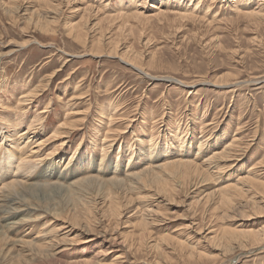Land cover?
Masks as SVG:
<instances>
[{
    "label": "rangeland",
    "instance_id": "1",
    "mask_svg": "<svg viewBox=\"0 0 264 264\" xmlns=\"http://www.w3.org/2000/svg\"><path fill=\"white\" fill-rule=\"evenodd\" d=\"M257 1L0 0V153L10 149L9 145H12L9 138L1 140V135L6 136L11 130L7 129L6 122H17V97L23 92L32 93L43 87L44 77L51 75L53 70H60V75L53 78L38 103L16 125V132H22L27 129L29 120L32 121L37 112L43 108L47 110L43 116L44 126L39 128L35 141H41L42 145L45 141L48 142L38 146L40 151L37 155L41 159L51 157L46 162L59 164V167L53 169L58 178L38 176L41 173L38 171L34 174L36 177L30 180L22 178L34 187L29 188L30 209L27 208V213H22L19 216L21 218L16 220L19 222L22 219L28 224L16 232L1 229L0 264H90L93 260L92 264H109L113 261L112 264H154V259L155 264H264V242L258 248L248 238L249 232L264 229V190L257 184H246L243 187V184L238 183V188L242 187L241 191H223L224 187L237 184L241 176H246L247 169L260 171L255 179L264 183V20L255 23L250 18L241 16L246 11L249 13L258 10L261 3ZM154 5L159 8V12L161 10L168 15L149 17L158 13L152 9ZM263 7L261 6V12L264 14ZM82 8L95 10L87 16L86 25H89L90 36H101L103 50L107 52L115 44L118 54L125 53L129 61L134 59L142 69L141 72L155 79L151 80L131 66L121 63L119 55L102 54L96 59L85 55L88 53L86 47L90 44L83 45L73 40L65 30L69 25L80 21ZM137 11L150 19L131 18ZM49 12L55 13L56 17L51 18ZM173 13L192 18L182 20ZM30 14L32 19L29 22ZM88 14L89 12L86 13ZM96 17L104 19L97 20ZM106 18L110 19L105 20ZM54 19L57 20L51 24L53 31L46 33L39 30V22H53ZM96 24L99 27L94 28ZM45 62L51 64L50 69H41ZM73 72L74 78L63 84V80ZM76 86H79L77 90L74 88ZM78 93L85 95V100L69 101L72 94ZM72 109L83 110L86 115H79L80 118L71 114L68 116L66 111L70 112ZM108 115L114 117L112 120L115 122H111V127L124 124L116 130L109 127L113 131L122 132L117 140L120 143L116 141L111 149L102 152V138L108 127ZM75 117L78 121L73 124L72 130L68 129L71 133L65 139L48 140L49 134L57 131V128L58 133L66 131L61 122L66 120L64 125H69V122H75ZM81 117H85L83 123ZM12 134L11 131L9 135ZM232 140L237 142L236 145L240 144L239 149L234 146L235 150L230 151L232 155L235 151L240 153L237 160L224 165L220 163V166L207 160L211 159L209 157L214 154L213 151L220 153ZM63 141L65 144L61 145ZM198 142L203 144L199 152L196 145ZM29 148L20 150L23 157L29 155ZM100 157L103 158L102 166H99ZM180 157L186 158L184 162L191 165L187 167L192 171L190 178L183 176L185 168L181 172L182 167L174 166L160 175L163 179L161 184L147 182L146 186V183L136 180L135 176L142 174L147 167L150 170L158 165L170 164ZM192 157L197 163L192 161ZM222 165H226L224 170ZM193 166L200 171L193 172ZM127 171L133 174L130 180L126 177ZM125 177L127 181L123 179ZM79 178L91 180L73 187L71 182ZM117 179H120L118 184ZM150 179L151 177L147 180ZM135 182L144 185L145 189L138 184L134 185ZM62 186H68L66 191ZM149 209H153L152 213L146 212ZM107 210L111 212L108 213ZM22 217H26L25 220ZM11 221H0V224ZM142 222H145L144 231ZM88 224L89 229L86 227ZM93 226L95 230L90 228ZM84 229H88L87 232ZM222 236L227 237L230 245L226 244ZM68 240L73 244L71 241L68 243ZM11 241H17L18 244ZM27 241L30 242L29 245L32 243L33 248L25 246ZM20 242L25 243L21 245ZM55 244L59 245L56 247ZM47 246L51 253L49 256H42L38 251L45 250ZM52 252H55L54 255Z\"/></svg>",
    "mask_w": 264,
    "mask_h": 264
},
{
    "label": "bare ground",
    "instance_id": "2",
    "mask_svg": "<svg viewBox=\"0 0 264 264\" xmlns=\"http://www.w3.org/2000/svg\"><path fill=\"white\" fill-rule=\"evenodd\" d=\"M87 1V0H86ZM260 3H261V5H259L258 7V10H256V11H252V12H249V13H247V11L245 12V13H243L241 16L243 17V18H250L251 20H253L255 23H259L260 21H262V20H264V14H263V11L261 12V6L263 7L264 6V0H258ZM257 1V2H258ZM42 3L44 2V1H41ZM53 2V1H52ZM45 4H46V2H45ZM52 4H54V3H52ZM56 4V3H55ZM124 4V3H123ZM198 4V3H197ZM234 4V3H233ZM103 5V4H102ZM153 6V5H152ZM155 6V5H154ZM235 6V5H234ZM16 7V6H15ZM14 7V8H15ZM103 7V6H102ZM105 7V6H104ZM121 7V6H120ZM240 7V6H239ZM14 8H11V9H13L12 11H14ZM17 8V7H16ZM81 8V7H80ZM192 8V7H191ZM197 8V7H196ZM264 8V7H263ZM5 9V8H4ZM121 9V8H120ZM152 9H154L155 11H157L158 13L156 14H152V16H149V17H159V16H167L168 14L166 13V12H162L161 10H160V12H159V8H157V6H155L154 8L152 7ZM257 9V8H256ZM17 10V9H16ZM23 10V9H22ZM7 11V10H6ZM21 11V10H20ZM93 11H95V10H93L92 8H82V16H81V18H80V21L78 22V23H75V24H71V25H69V27L67 28V29H65L66 30V34H67V36L68 37H70V38H72L73 40H75V41H77V42H79V43H81V44H83V45H85V44H90V48L87 46L86 48L88 49L87 50V52L88 53H86L85 55H89V56H91V57H93V58H99V57H101V55L102 54H108V55H115V56H117V55H119L121 58H120V61H121V63H123V64H125V65H129V66H131L136 72H138V73H140V74H143L144 76H147V77H149L151 80L152 79H155V77H152V76H148L147 74H145V73H143V72H141L142 71V69L137 65V63L135 62V60L134 59H131V61H129V60H127V59H129V57H127L126 55H125V53L124 54H118L117 53V51H115V44H113V45H111V43H110V45H111V50H107V52H106V50H103V43H101V39H100V37L101 36H98L97 38H95L94 37V35L93 36H90V32H89V29H88V24L86 25V22H87V19H88V17H89V15L91 14L90 12H93ZM16 12V11H15ZM18 12V11H17ZM76 12H77V10H76ZM87 12H89V14L88 15H86V13ZM118 12V11H117ZM173 12H177V11H173ZM35 13V12H34ZM98 13V12H97ZM20 15H21V13H19ZM28 14V13H27ZM26 13H23V15H27ZM101 14V13H100ZM118 14V13H117ZM119 14H121V13H119ZM184 14V13H183ZM22 15V16H23ZM32 14H30L29 16H31ZM48 15H52V17L51 18H55L56 17V14L55 13H50L49 12V14ZM95 15V14H94ZM126 15V14H125ZM173 15H175V16H177V17H179V19H190V18H192L191 16H186V15H181L180 13L179 14H177V13H173ZM88 16V17H87ZM108 16V15H107ZM106 16V17H107ZM117 16V15H116ZM122 16V15H121ZM40 17V16H39ZM43 17V16H42ZM94 17V16H93ZM102 17V16H101ZM112 17H113V15H112ZM112 17H110V18H112ZM122 17H124V18H126L125 16H122ZM131 18L132 17H144L143 15H142V13H139L138 11H137V13H135L134 15H131L130 16ZM23 18V17H22ZM110 18H106L105 20H108V19H110ZM144 18H147V20L148 19H150V18H148V17H144ZM143 18V19H144ZM29 22L31 21V19H32V16L31 17H29ZM40 19V18H39ZM38 19V20H39ZM43 19V18H42ZM50 19V18H49ZM96 19L97 20H102V19H104V18H97L96 17ZM177 19V18H176ZM35 20V19H34ZM37 20V19H36ZM35 20V21H36ZM56 20L57 19H54L53 20V22H41V24H40V22L37 24L38 26H39V30L41 31V32H51V31H53L52 30V28H51V24H53V23H56ZM116 20V19H115ZM118 21H119V19H117ZM112 21V20H111ZM122 21V20H121ZM126 21V20H125ZM196 21V20H195ZM26 22V21H25ZM85 23V24H83V23ZM117 22V21H116ZM196 23V22H195ZM65 24V23H64ZM59 25V24H58ZM66 26H68V25H66ZM96 27H99L97 24L96 25H94V28H96ZM253 27V26H252ZM93 28V29H94ZM38 29V28H37ZM255 29V28H254ZM120 30V29H119ZM113 32V31H112ZM93 37V38H92ZM103 37V36H102ZM87 38V39H86ZM89 39H94L93 41H90ZM90 41L89 43H87V41ZM117 41H118V39H117ZM120 41V40H119ZM140 41V40H139ZM258 41V40H257ZM73 42V41H72ZM28 43V42H27ZM251 43V42H250ZM24 45H25V43H24ZM23 45V46H24ZM27 45V44H26ZM77 45V44H76ZM22 46V45H21ZM119 46V45H118ZM20 47V46H19ZM131 49V48H130ZM10 51H11V49H10ZM109 51V52H108ZM9 52V51H8ZM130 52V51H129ZM4 54V53H3ZM10 54V53H9ZM138 54V53H137ZM0 55H2V54H0ZM66 55H68V54H66ZM235 56V55H234ZM69 57H72V56H69ZM63 58V57H62ZM126 58V59H125ZM66 61L67 62H69V60L68 59H66ZM51 64H49V63H47V62H45L42 66H41V69L42 70H48V69H50L51 67ZM255 66V65H254ZM63 70H61V72H62ZM60 73V70H53V72L51 73V75H46L45 77H44V81H45V85L43 86V87H39V89H36L34 92H32V93H27V94H24V92L23 93H21L18 97H17V110H18V113L19 114H17V115H15V119H16V121L17 122H6V127H7V129L9 128H11V130H10V132L12 131L13 132V134L12 135H9V133H7V135L6 136H4V135H1V140H8V138H9V140H10V142H11V144L12 145H9L10 146V149H5V151H3V153H0V215H1V217H0V221H5V220H7V221H10V220H12L11 222H9V223H6V224H0V225H2V226H0V231H1V229H3L2 231H4V230H6V231H13V232H16L17 230H19V229H21V228H23L24 227V225L26 224V222L25 221H22V219H20L21 220V222H20V220H19V222L16 220V218H21V217H19V216H21V214L22 213H27V211H28V209L27 208H29L30 209V207L28 206V205H30L29 204V200H28V198H29V194H30V190H29V188L31 189V187H34V186H32V185H29V184H27V182H25V181H23L22 180V178H24V177H27L29 180L30 179H32L33 177H36V175H34L37 171L38 172H41V173H39L38 174V176H40V175H49L50 177L52 176V177H57L58 175L54 172V170L53 169H55L56 167H59V164L58 165H56L53 161H50V162H46V161H49V160H51V157L50 158H47V157H43L44 159H41L39 156L40 155H37L38 153H39V147L38 146H40V145H42V142L41 141H35L36 140V137L39 135V128L41 127V126H44V123H43V116H44V114H46L47 113V110H43L42 109V111H39V112H37V114H35V118H32L33 120L31 121V119L29 120V124L27 125V129H25L24 131H22V132H16V129L18 128V127H16V125H17V123H18V121L19 120H22L24 117H23V115L26 113V112H28V110H30L31 108H32V106L33 105H36L37 103H38V101L41 99V97H42V95H43V93H45L46 92V89L51 85V82L53 81V78L55 77V79L60 75L59 74ZM74 74V72L73 73H71V74H68V78L67 79H65V80H63V84H66L69 80H72L73 78H74V76H72ZM227 76V75H226ZM228 76H230V75H228ZM233 76H236V75H233ZM237 78V77H236ZM218 79V78H217ZM85 81V80H84ZM167 81H168V79H167ZM169 81H172L171 79H169ZM217 81V80H216ZM223 81H225V80H223ZM222 81V82H223ZM1 82V81H0ZM227 82V81H226ZM231 82V81H230ZM6 83V82H5ZM229 83V82H228ZM26 84H28V83H26ZM225 84H227V83H225ZM182 85V84H181ZM232 85V84H231ZM234 85V84H233ZM7 86V85H6ZM42 86V85H41ZM81 87V86H80ZM36 88V87H35ZM75 89L76 88H79V86L77 87H74ZM1 89V88H0ZM19 90V89H18ZM31 90V91H32ZM77 90V89H76ZM30 91V92H31ZM73 91H75V90H73ZM72 91V92H73ZM20 93V92H19ZM70 93V92H69ZM1 94V93H0ZM2 95V94H1ZM11 95V94H10ZM82 94H79L78 93V95L77 94H72V96L71 97H69V101H74V102H79V101H81V100H85V98H86V96L84 95V96H81ZM12 102V101H11ZM10 102V103H11ZM84 102V101H83ZM14 103V102H13ZM12 103V104H13ZM71 102H69V104H70ZM76 104V103H75ZM84 104V103H83ZM11 105V104H10ZM67 105V104H66ZM74 105V104H73ZM0 106H1V104H0ZM81 106V105H80ZM7 107V106H6ZM14 107V106H13ZM36 108V107H35ZM47 108V107H46ZM71 108H72V105H71ZM87 108V107H86ZM10 109V108H9ZM34 109V108H33ZM66 109V108H65ZM80 109V108H79ZM84 109V108H83ZM88 109H89V107H88ZM23 111H25V112H23ZM84 111H85V109H84ZM83 110L81 111V110H76V109H72V110H70V112H68V111H66L67 112V115L68 114H71V115H75V116H79V115H86L85 113L86 112H84ZM116 111V110H115ZM152 112V111H151ZM15 113V112H14ZM105 113V112H104ZM116 114H118V112L116 111L115 112ZM114 113V114H115ZM30 114V113H29ZM32 114H34V113H32ZM107 114V113H106ZM3 115V114H2ZM28 115V114H27ZM113 115V114H112ZM66 116V114L64 115V117ZM69 116V115H68ZM67 116V117H68ZM114 117H116L115 115H113ZM75 117V122H73V123H68L69 125H64V123H66L64 120V122L62 123L61 122V125L63 126V127H65L64 129L66 130V131H63V130H61V131H63V132H60V133H58V128H57V131H55V132H53V133H50L49 134V136L50 137H48V140L50 139V142L52 141V140H55L56 141V139H65L66 138V135H69L71 132H69V130L68 129H70L71 128V130L73 129V127H74V123H76V121H78L77 119L78 118H80V117ZM86 117V116H85ZM85 117H81L83 120H81L82 121V123L85 121ZM113 117V118H114ZM2 118V117H1ZM112 116H109L108 115V117H107V122H108V127L106 128V132H105V135L103 136V138H102V142H104L102 145V152L103 151H107V150H109V149H111L112 148V146L115 144V142L118 140V137L119 136H121V134H122V132L121 133H119V131L118 132H116V131H113L114 129H110L109 127H111V122L113 123V122H115V121H113L112 119ZM123 118V117H122ZM122 118L120 119V120H122ZM150 118V117H149ZM148 118V119H149ZM6 119V118H5ZM116 119V118H115ZM124 119H125V117H124ZM70 121H71V119H69ZM74 120V119H73ZM67 121H68V119H67ZM119 121V120H118ZM123 121V120H122ZM125 121V120H124ZM155 121V120H154ZM4 122V121H3ZM126 122V121H125ZM81 123V124H82ZM152 123V122H151ZM150 123V124H151ZM210 123V122H209ZM80 124V123H79ZM116 124V123H115ZM120 124V123H119ZM124 124V123H123ZM122 124V125H123ZM60 125V124H59ZM60 125V126H61ZM121 125V124H120ZM121 125V126H122ZM167 125V124H166ZM208 125V124H207ZM81 126V125H80ZM120 126V127H121ZM146 126V125H145ZM202 126V125H201ZM57 127H59V126H57ZM77 127V126H76ZM114 127V126H113ZM113 127H111V128H113ZM120 127H116V128H120ZM115 128V127H114ZM116 128H115V130H116ZM243 128V127H242ZM55 129V128H54ZM61 129H62V127H61ZM123 129V128H122ZM126 129H127V127H126ZM60 130V129H59ZM70 130V131H71ZM152 130V129H151ZM44 131V130H43ZM113 131V132H112ZM123 131V130H122ZM150 131V130H149ZM37 133V134H36ZM74 133V132H73ZM99 133V132H98ZM150 133V132H149ZM237 133V132H236ZM56 134V135H55ZM156 134V133H155ZM55 135V136H54ZM102 135V134H101ZM45 136V135H44ZM116 136V137H115ZM47 137V136H46ZM203 137V136H202ZM240 137V136H239ZM45 139V138H44ZM43 139V140H44ZM52 139V140H51ZM150 139V138H149ZM234 139V138H233ZM42 140V139H41ZM47 140V139H46ZM148 140V139H147ZM203 139H201V141H202ZM204 140H205V138H204ZM236 140V139H235ZM235 140H232L231 142H228V146H224L225 147V149L223 150V151H221L220 153H217L216 151V153L213 151V153H211V154H213L212 156H210L209 158H211V159H208L207 158V160H209V162H211V161H214L215 163L214 164H220V163H223V165H224V163H227V162H230V161H235V160H237L238 159V157L240 156V153H237V151H235L236 153H234L233 155H232V153L230 154V151L233 149V148H235L234 146H236V147H238V149H239V146H240V144L239 145H236L237 144V142L235 143ZM242 140V139H241ZM15 141V142H14ZM228 141V140H227ZM46 142H48V141H45V143L44 144H46ZM117 142H119V141H117ZM203 142V141H202ZM202 142H198V144H196V145H198V147H197V149H198V152H199V150L201 151V149H200V146H202L203 144H202ZM226 142V141H225ZM36 143V144H35ZM120 143V142H119ZM240 143V142H239ZM244 142H242L241 144H243ZM3 144V143H2ZM23 144V145H22ZM35 144V145H34ZM43 144V145H44ZM65 143H64V141L61 143V145H64ZM69 144V143H68ZM117 144V143H116ZM207 144V143H206ZM226 144V143H225ZM248 144V143H247ZM42 145V146H43ZM56 145H58V144H56ZM55 145V146H56ZM60 145V146H61ZM101 145V144H100ZM244 145H245V143H244ZM244 145H242V146H244ZM0 146H1V144H0ZM29 146H33V148H29ZM230 146V147H229ZM247 146V145H246ZM101 147V146H100ZM182 147V146H181ZM228 147V148H227ZM249 147V146H248ZM28 149L29 148V155L28 156H24L23 157V155L20 153V150H22V149ZM39 148V149H38ZM17 152H16V151ZM53 150H54V148H53ZM55 150H56V147H55ZM54 150V151H55ZM101 150V149H100ZM233 150H235V149H233ZM197 151V150H196ZM239 151V150H238ZM101 152V153H102ZM104 152V153H105ZM232 152V151H231ZM234 152V151H233ZM22 153H24L23 151H22ZM53 153V152H52ZM108 153V152H107ZM178 153V152H177ZM149 154V153H148ZM196 154V153H195ZM199 154V153H198ZM106 155V154H105ZM197 155V154H196ZM196 155H194V156H196ZM43 156V155H42ZM150 157H151V155H150ZM166 157V156H165ZM188 157V156H187ZM190 157V156H189ZM200 157V156H199ZM101 158V157H100ZM182 157H180V159L178 158V160H176V162H173V163H170V164H163V165H158V166H155V167H153V168H151L150 170L148 169V167H147V169H146V171H144L142 174H140V175H137V176H135L136 177V180L137 181H140V183H146V186H147V184L148 183H152V182H157L158 184H161V182L163 181V179H161L160 178V175H163L164 174V172H167L169 169H170V167H174V166H180V167H182L181 168V172H182V169L183 168H185V170L183 171V176H189L191 173H192V171L189 169V168H187L188 166H191L188 162H184L185 161V159H181ZM206 158V157H205ZM231 158V159H230ZM131 159V158H130ZM173 159V158H172ZM170 160V159H169ZM206 160V161H207ZM211 160V161H210ZM163 161V160H162ZM165 161V160H164ZM174 161H175V159H174ZM192 161H194L193 160V157H192ZM167 162V161H166ZM191 162V161H190ZM196 162V160L194 161V163ZM208 162V161H207ZM169 163V162H168ZM197 163V162H196ZM233 163V162H232ZM102 164H103V158H101V160H100V162H99V166H102ZM204 164V163H203ZM206 164V163H205ZM213 164V165H214ZM230 164V163H229ZM257 164H258V162H257ZM256 164V165H257ZM56 165V166H55ZM196 165V164H195ZM212 165V164H211ZM212 165V166H213ZM221 165V164H220ZM219 165V166H220ZM223 165H222V167H223ZM228 165V164H227ZM66 166H68V164L66 165ZM206 166V165H205ZM226 166V165H225ZM224 166V167H225ZM257 166H259V165H257ZM264 166V165H263ZM194 167V166H193ZM198 167V166H197ZM214 167H215V165H214ZM218 167V166H217ZM221 167V168H222ZM224 167L222 168L223 170H224ZM230 167V166H229ZM250 167V166H249ZM254 167V166H253ZM179 168V167H178ZM192 168V167H191ZM220 168V167H219ZM226 168H228V167H226ZM259 168V167H258ZM125 169V168H124ZM213 169V168H212ZM222 169H220V171H222L223 172V170ZM250 169V168H249ZM41 170H43V171H41ZM46 170V171H45ZM176 170V169H175ZM47 171H49L48 172V174H47ZM198 171H200L199 170V168H196V166L194 167V170H193V172H198ZM216 171H217V169H216ZM226 171V170H225ZM224 171V172H225ZM259 172L260 171H256V170H248L247 169V171L245 172L247 175L246 176H241L242 178H240V181L238 182L237 181V184H234L233 183V185H228V186H226V187H224V189H223V191L224 190H228V191H230L231 190V192H233V193H237V191L239 192V191H241V188L242 187H240V188H238V185L240 184V185H242L243 184V187L244 186H246V184H248V186H249V184L250 185H253V186H255L254 184H257V186H259V187H261L263 190H264V183H262L261 181L260 182H258L255 178H257L260 174H259ZM176 173V172H175ZM212 173V172H211ZM216 173H219V172H216ZM181 174V173H180ZM200 175L202 174V172L201 173H199ZM259 174V175H258ZM60 175V174H59ZM148 175H150L148 178H147V176ZM171 175V174H170ZM169 175V176H170ZM173 175V174H172ZM182 176V175H181ZM196 176V175H195ZM66 177V176H65ZM126 177H129V179L128 180H130V179H132L133 178V174H131L129 171H127L126 172ZM126 177L125 178H123V179H125L126 180ZM134 177V178H135ZM151 177V179L150 180H147V179H149ZM58 178V177H57ZM166 178V177H165ZM169 178V177H168ZM189 178H190V176H189ZM45 179V178H44ZM61 179V178H60ZM109 179V178H108ZM123 179H122V181H123ZM173 179V178H172ZM226 179V178H225ZM238 179V178H237ZM76 180V179H75ZM91 179H85L84 180V178H79V179H77L76 181H74V182H71L72 184V186L73 187H79L80 185H82V184H84V183H86V182H88L89 183V181H90ZM116 180V179H115ZM117 180H119V182H117V184L118 183H120V179H117ZM167 180V179H166ZM182 180V179H181ZM184 180H185V177H184ZM188 180V179H187ZM63 181V180H62ZM114 180H112V182H113ZM127 181V180H126ZM133 181V180H132ZM180 181V180H179ZM34 182V181H33ZM43 182V181H42ZM51 182V181H50ZM103 182H105V181H103ZM131 182V181H130ZM148 182V183H147ZM94 183H95V181H94ZM115 183V182H114ZM133 183V182H132ZM170 183V182H169ZM172 183V182H171ZM188 183V182H187ZM239 183V184H238ZM37 185H38V183H36ZM36 184H35V186H36ZM62 184V183H61ZM66 184V183H65ZM91 184H93V182L91 183ZM98 184H99V182H98ZM103 184V183H102ZM105 185H106V183H104ZM109 184V183H108ZM125 184V183H124ZM136 184H138V186H142V185H140L138 182H135L134 183V185H136ZM42 185H44V184H42ZM47 185V184H46ZM51 185V184H50ZM59 185V184H58ZM110 185H111V187H113L112 186V183H110ZM123 185V184H122ZM132 185V184H131ZM151 185V184H150ZM176 185V184H175ZM178 185H179V183H178ZM184 185V184H183ZM239 185V186H240ZM52 186V185H51ZM126 186V185H125ZM130 186V185H129ZM180 186V185H179ZM256 186V187H257ZM37 187H39V186H37ZM46 187V186H45ZM53 187V186H52ZM62 187H64V186H62ZM68 187V186H67ZM66 187V188H67ZM73 187H72V189H73ZM83 187V186H82ZM91 187V186H90ZM116 187V186H115ZM117 187H119V186H117ZM135 187V186H134ZM143 188H144V185L142 186ZM252 187V186H251ZM39 188H41V187H39ZM65 188V187H64ZM66 188L64 189V191H66ZM81 188V187H80ZM128 188H130V187H128ZM136 188V187H135ZM138 188V187H137ZM136 188V189H137ZM139 188H141V187H139ZM142 188V189H143ZM164 188V187H163ZM258 188V187H257ZM260 188V189H261ZM63 189V188H62ZM78 189V188H77ZM90 189V188H89ZM145 189V188H144ZM149 189V188H148ZM151 189V188H150ZM186 189V188H185ZM218 189H220V188H218ZM217 189V190H218ZM250 189V188H249ZM261 189V190H262ZM36 190V189H35ZM38 190H41V189H38ZM70 190V189H69ZM82 190V189H81ZM85 190V189H84ZM91 190H93L92 188H91ZM106 190V189H105ZM126 191H127V189H125ZM125 190H124V192H125ZM164 190V189H163ZM170 190H172L171 188H170ZM187 190V189H186ZM244 190V189H243ZM254 190V189H253ZM45 191V190H44ZM47 191V190H46ZM87 191V190H86ZM94 191H95V189H94ZM133 191H134V189H133ZM150 191V190H149ZM175 191V190H174ZM189 191V190H188ZM216 191V190H215ZM252 191V190H251ZM219 192V191H218ZM225 193H226V191H224ZM244 192V191H243ZM246 192V191H245ZM248 192V191H247ZM246 192V193H247ZM250 192V191H249ZM255 192H256V190H255ZM263 192V191H262ZM109 193V192H108ZM113 193V192H112ZM112 193H110V194H112ZM127 193V192H126ZM162 193V192H161ZM174 193V192H173ZM215 193V192H214ZM217 193V192H216ZM228 193V192H227ZM258 193V192H257ZM43 194V193H42ZM95 194V193H94ZM96 194H97V192H96ZM156 194H157V192H156ZM224 195V193H221V195ZM254 194H256V193H254ZM159 196H160V194H158ZM228 195V194H227ZM231 195V194H230ZM258 195H261L262 196V194H258ZM40 196V195H39ZM89 196V195H88ZM229 196V195H228ZM44 197V196H43ZM156 197V196H155ZM170 197V196H169ZM230 197V196H229ZM257 197H259V196H257ZM36 198V197H35ZM118 198V197H117ZM149 198V197H148ZM162 198V197H161ZM221 198V197H220ZM227 198V197H226ZM236 198V197H235ZM33 199V198H32ZM90 199V198H89ZM167 199H169V198H167ZM171 199V198H170ZM87 200V199H86ZM92 200V199H91ZM108 200H109V198H108ZM113 200H115V199H113ZM130 200V199H129ZM145 200V199H144ZM155 200V199H154ZM164 200V199H163ZM228 200V199H227ZM250 200V199H249ZM261 200V199H260ZM34 201V200H33ZM38 201V200H37ZM36 201V202H37ZM106 201V200H105ZM110 201H112V200H110ZM116 201V200H115ZM158 201V200H157ZM156 201V202H157ZM40 202V201H39ZM108 202V201H107ZM114 201H112V203H113ZM120 202V201H119ZM128 202V201H127ZM215 202V201H214ZM219 202H220V199H219ZM223 202V201H222ZM33 203V202H32ZM35 203V202H34ZM38 203V202H37ZM91 203H92V201H91ZM96 203V202H95ZM94 202H93V204H95ZM111 203V202H110ZM148 203V202H147ZM151 203V202H150ZM229 203V202H228ZM249 203V202H248ZM252 203V202H251ZM93 204H90V205H93ZM107 204V203H106ZM114 204V203H113ZM121 204V203H120ZM130 204V203H129ZM145 204V203H144ZM153 204V203H152ZM225 204H227V202L225 203ZM230 204H231V202H230ZM112 205V204H111ZM151 205V204H150ZM221 206L222 205H224V204H220ZM257 205H258V203H257ZM33 206V205H32ZM37 206V205H36ZM87 206V205H86ZM123 206V205H122ZM250 206V205H249ZM248 206V207H249ZM260 206V205H259ZM90 207V206H89ZM88 207V208H89ZM93 207V206H92ZM108 207V206H107ZM124 207V206H123ZM225 207H227V206H225ZM230 207V206H229ZM256 207V206H255ZM35 208V207H34ZM94 208V207H93ZM112 208V207H111ZM122 208V207H121ZM215 208V207H214ZM217 208V207H216ZM231 208V207H230ZM233 208V207H232ZM238 208V207H237ZM36 209V208H35ZM87 209V208H86ZM90 209H91V207H90ZM105 209H106V207H105ZM120 209V208H119ZM137 209V208H136ZM222 209H226V208H222ZM221 209V210H222ZM234 209V208H233ZM232 209V210H233ZM34 210V209H33ZM32 210V211H33ZM152 210L153 209H149V210H145L146 212H149V213H152ZM220 210V209H219ZM256 210V209H255ZM86 211V210H85ZM118 211V210H117ZM225 211V210H224ZM224 211H222V212H224ZM229 211V210H228ZM91 212V211H90ZM104 212V211H103ZM107 212H108V210H107ZM107 212H104L105 213V215H108V214H106ZM111 211H109L108 213H110ZM226 212H227V210H226ZM226 212H225V214H226ZM85 213V212H84ZM104 213H102V214H104ZM141 213V212H140ZM233 213V212H232ZM258 213V212H257ZM85 214H87V213H85ZM88 214H89V212H88ZM92 214V213H91ZM139 214V213H138ZM137 213H136V215H138ZM144 214V213H143ZM143 214H141V215H143ZM146 214V213H145ZM154 214V213H153ZM224 214V213H223ZM223 214H222V216H223ZM224 214V215H225ZM25 215V214H24ZM23 215V216H24ZM38 215V214H37ZM113 215V214H112ZM121 215V214H120ZM132 215V214H131ZM133 215H135V214H133ZM148 215V214H147ZM146 215V216H147ZM158 215V214H157ZM227 215V214H226ZM228 215H230V214H228ZM29 216V215H28ZM27 216V217H28ZM83 216H84V214H83ZM86 216V215H85ZM114 216H115V214H114ZM82 217V216H81ZM89 217H90V214H89ZM91 217H92V215H91ZM108 217V219H109V216H107ZM106 217V218H107ZM119 217V216H118ZM117 217V218H118ZM161 217V216H160ZM22 218H24V217H22ZM26 218V217H25ZM25 218H24V220H25ZM83 218V217H82ZM94 218V217H93ZM92 218V219H93ZM135 218H137V217H135ZM140 218V217H139ZM148 218V217H147ZM225 218V217H224ZM227 218V217H226ZM84 219V218H83ZM86 219V218H85ZM92 219L90 220L91 221V223L93 222L92 221ZM95 219V218H94ZM142 219V218H141ZM145 219V218H144ZM143 219V220H144ZM164 219V218H163ZM27 220V219H26ZM28 221V220H27ZM142 221V220H141ZM31 222V221H30ZM84 222V221H83ZM146 222H147V220H146ZM1 223V222H0ZM87 223V222H86ZM89 223V222H88ZM145 223V222H144ZM143 222L141 223V225H142V228H143V231H144V227H145V224H144ZM148 223V222H147ZM146 223V224H147ZM28 224V223H27ZM26 224V225H27ZM84 224H85V222H84ZM93 224H94V222H93ZM137 224V223H136ZM153 225H154V223H152ZM239 224V223H238ZM138 226H140V224H137ZM136 225V226H137ZM156 225V224H155ZM264 225V224H263ZM87 226H89V224L88 225H86V227ZM133 226H135V225H133ZM151 226V225H150ZM204 226V225H203ZM263 227V226H262ZM88 229H89V227H87ZM90 228H94V226L93 227H90ZM141 228V227H140ZM147 228V227H146ZM87 229V230H88ZM96 229V228H95ZM95 229H93V230H95ZM148 229V228H147ZM214 229V228H213ZM217 229V228H216ZM226 229H227V227H226ZM232 229V228H231ZM231 229L229 230V231H231ZM234 229V228H233ZM84 230H86V229H84ZM87 230H86V232H87ZM91 230V229H90ZM198 230V229H197ZM207 230H209V229H207ZM212 230V229H211ZM244 230V229H243ZM92 231V230H91ZM199 231V233H201V230H198ZM213 231V230H212ZM223 231V230H222ZM228 231V232H229ZM246 231V230H245ZM245 231H241V232H245ZM48 232V231H47ZM94 232V231H93ZM208 232V231H207ZM210 233H211V231H209ZM4 233H6V232H4ZM89 233H90V231H89ZM132 233H133V231H132ZM146 233H147V231H146ZM198 233V232H197ZM221 233V232H220ZM219 233V234H220ZM240 233V232H239ZM247 233V232H246ZM245 233V234H246ZM88 234V233H87ZM215 234H217V233H215ZM223 234V233H222ZM221 234V235H222ZM226 234V233H225ZM224 234V235H225ZM240 234H243V233H240ZM0 235H1V232H0ZM7 235V234H6ZM210 235V234H209ZM218 235V234H217ZM247 235V234H246ZM2 236V235H1ZM131 237H132V235H130ZM129 236V237H130ZM134 236V235H133ZM136 236V235H135ZM212 236V235H211ZM220 236V235H219ZM7 237V236H6ZM130 237V238H131ZM138 237H140V236H138ZM223 237V239H225V241H226V244H229L230 242L224 237V236H222ZM221 237V238H222ZM230 236H228V238H229ZM245 237V236H244ZM251 238L252 239V241H250V242H252V245L254 246V247H258L259 245H261V243L262 242H264V229L263 230H261V231H257V232H249L248 233V238ZM0 238H2V237H0ZM127 238V237H126ZM172 238V237H171ZM220 238V239H221ZM247 238V239H248ZM6 238H5V236H4V238H3V240H5ZM8 239V238H7ZM47 239V238H46ZM114 239H116V237L114 238ZM124 239V238H123ZM140 239V238H139ZM162 239H163V237H162ZM173 239V238H172ZM218 239H219V237H218ZM222 239V240H223ZM245 239H246V237H245ZM250 239V240H251ZM59 240V239H58ZM63 240V239H62ZM65 240V239H64ZM138 240V239H137ZM136 240V241H137ZM146 240V239H145ZM166 240V239H165ZM169 240V239H168ZM167 240V241H168ZM175 240V239H174ZM238 240V239H237ZM242 240V239H241ZM240 240V241H241ZM2 241V240H1ZM8 241H9V239H8ZM30 241V240H29ZM43 241V240H42ZM66 241V240H65ZM69 241H71V240H68L67 242L69 243ZM124 241V240H123ZM123 241L121 242V243H123ZM134 241V240H133ZM187 240H185V242H186ZM197 241H198V239H197ZM12 242V241H11ZM13 242H15V241H13ZM12 242V243H13ZM17 242V241H16ZM15 242V243H16ZM58 242H60V241H58ZM64 242V241H63ZM72 242V241H71ZM114 242H115V240H114ZM140 242V241H139ZM148 242H149V240H148ZM162 242V241H161ZM180 242L181 241H179V244H180ZM219 242V241H218ZM234 242V241H233ZM238 242V241H237ZM247 242H249V241H247ZM7 243V242H6ZM21 243V242H20ZM25 242H22L21 243V245L22 244H24ZM27 244H25V246L26 245H29V243H28V241L26 242ZM49 243V242H48ZM67 243V244H68ZM125 243V242H124ZM134 243V242H133ZM151 243V242H150ZM150 243H148L149 245H150ZM158 243H159V241H158ZM163 243V242H162ZM173 243H174V241H173ZM187 243V242H186ZM201 243V242H200ZM232 243V242H231ZM241 243V242H240ZM3 244V243H2ZM8 244L10 245V242H8ZM14 244V243H13ZM17 244H18V242H17ZM33 244H35V243H33ZM37 244V243H36ZM60 244V243H59ZM58 244V245H59ZM62 244V243H61ZM72 244H73V242H72ZM144 244V243H143ZM176 244V243H175ZM248 244V243H247ZM246 244V245H247ZM4 245L6 246V244L4 243ZM16 245V244H15ZM20 245V246H21ZM57 244H55V246L57 247L58 246ZM132 245V244H131ZM136 245V244H135ZM141 245H142V243H141ZM177 245V244H176ZM181 245V244H180ZM188 245V244H187ZM191 245V244H190ZM230 245V244H229ZM18 246V245H17ZM24 246V245H23ZM24 246V247H25ZM32 247V243H31V245H29V247ZM37 246V245H36ZM36 246H34L35 247V249L37 250V247ZM45 246V245H44ZM52 246H54V245H52ZM69 246V245H68ZM143 246V245H142ZM150 246H152V245H150ZM182 246V245H181ZM185 246H186V244H185ZM193 246H194V244H193ZM249 246H250V244H249ZM12 247H13V245H12ZM10 248V247H8L9 249H14V248ZM189 247V246H188ZM191 247V246H190ZM227 247V246H226ZM238 247H240V246H238ZM247 247V246H246ZM251 247V246H250ZM250 247H248L249 249H251ZM261 247V246H260ZM263 247V246H262ZM2 248H4V247H2ZM26 248V247H25ZM33 248V247H32ZM44 248V247H43ZM50 247L49 246H47L46 248H45V250H40V251H38L41 255L42 254H44L45 256H49V254L51 253V251H50V249H49ZM53 248H55V247H53ZM52 248V249H53ZM109 248V247H108ZM143 248V247H142ZM150 248V247H149ZM148 248V249H149ZM173 248H174V246H173ZM193 248V247H192ZM196 248V247H195ZM194 248V249H195ZM233 248V247H232ZM243 248V247H242ZM241 248V249H242ZM259 248V247H258ZM35 249H33L34 251H35ZM40 249H41V247H40ZM51 249V250H52ZM140 249V248H139ZM180 249V248H179ZM187 249V248H186ZM188 249H190V248H188ZM224 249V248H223ZM255 249V248H254ZM5 250V249H4ZM32 250V249H31ZM32 250V251H33ZM107 250V249H106ZM130 250H132V249H130ZM219 250V249H218ZM1 251H2V249H1ZM8 250H6V252H7ZM14 251V250H13ZM102 251V250H101ZM232 251V250H231ZM249 251V250H248ZM9 252V251H8ZM7 252V253H8ZM36 252V251H35ZM37 252V253H38ZM103 252V251H102ZM104 252H106L105 250H104ZM132 252V251H131ZM185 252H186V250H185ZM201 252V251H200ZM6 253V254H7ZM13 253V252H12ZM32 253H34V252H32ZM36 253V254H37ZM53 253V252H52ZM55 253V252H54ZM54 253H53V255H54ZM108 253H109V250H108ZM133 253H134V251H133ZM174 253V252H173ZM177 253V252H176ZM195 253V252H194ZM1 254H2V252H1ZM100 254V253H99ZM99 254H97V255H99ZM143 254V253H142ZM183 254V253H182ZM224 254V253H223ZM222 254V255H223ZM244 254V253H243ZM8 255V254H7ZM6 255V256H7ZM12 255V254H11ZM14 255V254H13ZM18 255H20V254H18ZM23 255V254H22ZM33 255V254H32ZM39 255V254H38ZM52 255V256H53ZM105 255V254H104ZM187 255V254H186ZM189 255V254H188ZM196 255H198V253H196ZM201 255V254H200ZM199 255V256H200ZM40 256V255H39ZM43 256V255H42ZM44 256V258H46ZM157 256H159V255H157ZM190 256H192V254L190 255ZM189 256V257H190ZM205 256V255H204ZM207 256H208V254H207ZM22 257V256H21ZM20 257V258H21ZM41 257V256H40ZM97 257V256H96ZM117 257V256H116ZM118 257H120V256H118ZM117 257V258H118ZM135 257V256H134ZM164 257H165V255H164ZM12 258V257H11ZM19 258V259H20ZM36 258V257H35ZM121 258V257H120ZM155 258V257H154ZM191 258V257H190ZM194 258V257H193ZM198 258V257H197ZM17 259H18V257H17ZM98 259H100V258H98ZM159 259H160V257H159ZM177 259V258H176ZM187 259V258H186ZM192 259V258H191ZM83 260V259H82ZM120 260V259H119ZM118 260V261H119ZM141 260V259H140ZM162 260V259H161ZM181 260H182V258H181ZM199 260H200V258H199ZM202 260V259H201ZM53 261V260H52ZM91 261V260H90ZM94 261V260H93ZM92 261V262H93ZM112 261V260H111ZM155 259L153 260V263L155 264ZM160 260H158V262H159ZM166 261H167V259H166ZM169 261V260H168ZM189 262L191 261V260H188ZM77 262V261H76ZM79 262V261H78ZM81 262V261H80ZM83 262V261H82ZM84 262H85V260H84ZM87 262L89 263V261H88V259H87ZM86 262V263H87ZM92 262H90V264H92ZM98 262H99V260H98ZM106 262V261H105ZM114 262V261H113ZM112 262V263H113ZM139 262V261H138ZM95 263H97V261L95 262ZM101 263V262H100ZM99 263V264H100ZM111 263V262H110ZM109 263V264H110ZM111 263V264H112ZM137 263V262H136ZM149 263H150V261H149ZM152 263V262H151ZM168 263V262H167ZM166 263V264H167ZM172 263H173V261H172ZM178 263H180L179 261H178ZM70 264V263H69ZM84 264V263H83ZM103 264V263H102ZM106 264H108V262L106 263ZM115 264V263H114ZM120 264V263H119ZM122 264V263H121ZM140 264V263H139ZM160 264V263H159ZM169 264V263H168Z\"/></svg>",
    "mask_w": 264,
    "mask_h": 264
}]
</instances>
